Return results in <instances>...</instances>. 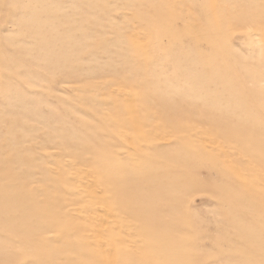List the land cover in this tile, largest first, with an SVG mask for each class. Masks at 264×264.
<instances>
[{
	"label": "rangeland",
	"instance_id": "rangeland-1",
	"mask_svg": "<svg viewBox=\"0 0 264 264\" xmlns=\"http://www.w3.org/2000/svg\"><path fill=\"white\" fill-rule=\"evenodd\" d=\"M0 264H264V0H0Z\"/></svg>",
	"mask_w": 264,
	"mask_h": 264
}]
</instances>
